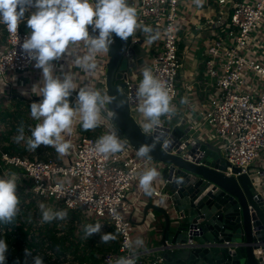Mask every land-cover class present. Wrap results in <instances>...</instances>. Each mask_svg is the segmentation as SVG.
Instances as JSON below:
<instances>
[{"label":"built area","instance_id":"obj_1","mask_svg":"<svg viewBox=\"0 0 264 264\" xmlns=\"http://www.w3.org/2000/svg\"><path fill=\"white\" fill-rule=\"evenodd\" d=\"M128 5L136 7L138 22L142 26L151 27L153 32L147 34L142 28L137 29L135 36L128 37L122 58L129 60L132 56L135 68V47L148 42L152 51L146 54V60L139 64V68L150 69L154 77L166 85L173 96L171 104L175 108V114L171 118L162 116L161 125L155 132L147 135L153 139L159 137L161 149L176 155L177 145L181 147L186 142L192 144L194 141L195 137L190 132L197 131V123L194 120L187 122V107L181 108V111L176 99L177 77L181 68L178 32L183 30L182 26L188 25L189 19H197L194 26L197 32L209 31L211 36L206 37L202 59L200 62L196 61V64L204 65L206 75L216 92L219 91L198 103L197 115L204 119V126L213 130L209 135L211 142L219 149V156L229 164L225 175H232L231 168H239V174H246L256 188L258 179L264 178V169L252 167L260 159L264 162V57L258 56L257 49L253 53L252 51L254 45L264 50V33H256L264 28V0H203L202 6H197L194 0H128ZM203 7L218 10L216 15L205 18L202 23L199 22L197 12ZM31 11H35V8H29L27 12ZM156 32L159 33L156 40L160 41V45L149 40V36ZM30 34L22 30V22L16 33L9 32L6 25L0 23V35L4 38V46L0 47V76L22 73L33 64L35 60H31L22 49V44ZM187 38L192 39V35L188 34ZM113 39L117 46L115 34ZM113 44L112 42L110 47ZM83 45V41L80 44L78 42L74 50L80 49L82 54H86ZM158 47L159 51L156 52ZM98 58L100 61H97ZM109 59L108 51L104 55L97 54L96 68L91 71L84 69L89 78L88 86L93 88V85L99 83L102 94L105 93V73ZM128 71L123 93L128 99L131 117L144 132V124L141 123L144 116H139L140 111L136 115L133 109L139 106L136 96L139 83L128 78ZM250 74L252 82L244 91L242 87ZM252 88H255L254 91H251ZM255 91L259 93L252 96ZM72 103L71 99L70 105ZM103 112L107 114L106 121L102 122L100 119L99 135L78 138L72 145L70 159L40 161L0 152L2 175L5 179L15 173L18 186L32 197L60 204L68 211H78L86 218L91 217L102 226L110 228L111 235L116 240L115 253L97 257L101 264H116L122 257L134 259L135 264H164L165 258L160 255L153 261H147L136 251L132 241L134 226L127 218L134 207L128 202V195L137 179L152 169V163L157 162L138 157L122 133L111 123L106 106L101 113ZM114 129L120 139L126 141L124 149L107 155L98 153L96 142ZM177 130L183 132V138L177 139L174 134ZM216 137L219 143L213 141L217 140ZM181 156L183 157L182 153ZM160 166V174L164 173V184L156 187L152 182L151 195L154 198L161 197V191L169 182L167 178L173 177L165 165ZM258 196L260 209L264 212V194L259 193ZM44 253L50 258L51 264H90L81 260L56 259L50 249H45Z\"/></svg>","mask_w":264,"mask_h":264},{"label":"clouds","instance_id":"obj_2","mask_svg":"<svg viewBox=\"0 0 264 264\" xmlns=\"http://www.w3.org/2000/svg\"><path fill=\"white\" fill-rule=\"evenodd\" d=\"M194 2L197 6H202L203 0ZM29 8H35V11L27 17V27L31 34L22 44V49L31 60L36 61L35 67L42 69L43 87L39 88V95L43 99L39 103L31 104V117L42 122L31 129V136L27 138L26 143L30 151L44 145L54 148L63 156L72 147L71 142L65 140V134L72 133L74 117H81L83 130H94L100 125L102 110L106 105L113 103L114 98L106 93L102 94L100 90L84 87L79 88L75 107L70 106L68 97L77 89V85L69 73L64 74L63 79L54 75L52 62L67 54L74 57L76 66L91 71L96 68V55L109 50L113 34L127 40L137 29L142 28L147 34H151L153 29L138 22L137 9L129 6L128 0H0V23L6 25L9 32L16 33ZM90 25L93 32L99 30L97 37L89 35ZM158 38V32L149 36L150 42ZM81 41L88 48L87 53L83 55L74 51V46ZM142 75L143 79L136 92L137 99L142 101L138 110L147 121L144 124V132L151 134L161 125V117L171 118L175 114V108L171 104L173 96L166 85L154 77L148 68L143 70ZM186 102V99L181 100V103ZM18 133L15 137L16 143L25 140L22 124ZM157 142L159 137H154L152 144L142 145L136 153L137 156L150 158ZM125 144L126 141L120 139L114 129L98 139L96 151L105 155L118 153L124 149ZM159 175V172L152 168L141 176L139 183L145 194H151L152 182ZM16 180L15 173L0 179V224L13 223L20 212ZM39 209L42 221L46 223L67 217L66 211H54L44 203L39 204ZM101 228L99 223L86 225V236L101 234ZM109 239H115V236L101 234L102 242L107 243ZM135 244L142 246L143 241L137 240ZM8 250L7 242L0 239V264H6ZM34 264H44L42 257H35ZM116 264L135 262L132 258L122 257Z\"/></svg>","mask_w":264,"mask_h":264},{"label":"water","instance_id":"obj_3","mask_svg":"<svg viewBox=\"0 0 264 264\" xmlns=\"http://www.w3.org/2000/svg\"><path fill=\"white\" fill-rule=\"evenodd\" d=\"M88 31L92 37L99 35L91 25ZM113 43L108 50L105 93L114 100L106 105V111L113 126L137 152L154 139L131 117L123 93L126 72L135 66L132 56L122 58L127 40L117 36V46L115 39ZM71 99L68 97L69 102ZM174 134L177 139L184 137L180 130ZM176 148L177 155L169 154L157 142L150 158L144 157L165 165L173 174L167 178L164 202L158 204L148 196L141 210L143 222L162 221V229L152 233L154 253L165 258L164 264H264V212L249 177L235 167L232 175L226 176L229 164L207 138H194L192 144Z\"/></svg>","mask_w":264,"mask_h":264},{"label":"rangeland","instance_id":"obj_4","mask_svg":"<svg viewBox=\"0 0 264 264\" xmlns=\"http://www.w3.org/2000/svg\"><path fill=\"white\" fill-rule=\"evenodd\" d=\"M191 8V7H187ZM264 24V19L262 20ZM25 23H22V30H25ZM183 30L178 32V56L181 63V68L177 77V99L176 101L180 103V110L183 111L181 108L187 107L188 116H186V120L188 123H190L191 120L196 121L197 125V131H191L190 133L194 135L195 138H202L206 139L210 134L213 133V130H211L208 126L205 128H201L202 124L204 123V119L198 116L197 112L199 108L194 105V99L192 93H188V101L186 103H181V100L184 99L182 96L183 93H181V90L179 89V77L183 74L186 70L190 69L192 65L194 64V60L192 59V50L191 46L192 44L198 45L197 43L201 41L199 37L194 34V32H191V29H189L186 26H182ZM25 32L31 33V30L29 28H26ZM184 33V34H183ZM257 35L264 33V28L259 29L258 32H256ZM191 34L192 39H188L187 35ZM135 36V34H133ZM201 36L204 37H210L211 33L209 31H202ZM156 44L160 45L159 40L153 41ZM0 46H4V38L2 35H0ZM257 49V54L259 57H264V50L258 48V45H254L252 53ZM83 50L85 53H87L88 48L87 46L83 45ZM135 57H136V67L134 69H131L128 71V78L135 82L140 83L143 79V70L145 68H139V64L141 62H144L146 54L150 53L151 47L147 44H142L140 46L135 47ZM159 51V47L156 50V52ZM109 52V51H108ZM101 55H104V53H99ZM97 61H100V58L97 59ZM196 63V61H195ZM197 69H199V72L201 73L202 77V83L203 89H204V96H212L216 92L214 86L212 85L211 81L209 80L208 76L206 75L204 71V65L202 63H198ZM252 75L250 74L248 78L245 79V85L242 87V90H247L248 86L252 82L251 79ZM256 80H258V76L255 77ZM199 84V86L201 85ZM255 88H256V84ZM98 87H101L100 84H97ZM255 88H252L251 91H254ZM258 89V87H257ZM259 93V91H255L253 95ZM142 103V101H139V104ZM75 107V105H74ZM136 112V115H138L139 112V106L133 108ZM7 114H13L16 115L20 114L19 116H16L17 118H9L10 120L6 121V123H3V127H0V131L2 134V138H7V142L1 140L0 142V152L3 151V148L6 146H14L17 152H13V155L25 157L30 159V156H32V159H37L39 156H45L48 159L57 160V161H63L61 160L58 155H56V151L54 148L49 146L41 145L38 147L35 151L28 150L27 147V138L31 136V129L35 127V125L38 123L37 120H34L31 117V111L26 109H20L13 112V110L6 111ZM105 115H107L105 112H103ZM143 115L141 112L139 116ZM17 123V121H19ZM146 123V118L144 117L141 119ZM140 120V121H141ZM21 124L24 127V136L25 140L21 141L20 143L15 142V137L19 134L18 128L21 126ZM13 125V126H12ZM188 124H186L187 126ZM95 130L99 132L100 128L96 127ZM209 134V135H208ZM217 140H213L215 143H219L218 137H216ZM212 139V138H209ZM40 149L41 153H39L37 150ZM25 153H19L24 152ZM12 152V151H11ZM72 155L74 156V149L72 150ZM71 157H68L70 159ZM160 165L159 163H155ZM1 166V163H0ZM252 167L261 168L264 169V162L259 160L258 163L254 165L252 164ZM2 169L0 168V179H4V175H2ZM18 191V197L20 200L19 208L20 212L17 215L18 222L17 225H20L24 228H27L30 230L29 237L34 238V242L41 245V251L44 252L45 249H49V247L46 248V244L49 242L47 240H43L38 236V232H46L47 230H51L56 234L57 238H64V243L62 247L66 248V250L63 251L62 254H58V249L51 250L54 253V256L56 259H63L66 261H70L71 259L78 260L79 257H82L83 255L86 257H90L91 254L95 255L98 253H101L100 256H105L109 253H115V247H116V240L115 239H109L107 243L101 241V234H112L110 228H107V226H102L99 222L94 221L91 217L90 219L86 218L83 214H81L78 211H68L66 210L62 205L60 204H53L51 202H48L44 199H37L32 197L29 193H27L24 189L20 188L17 184ZM258 191H264V179H262L261 183L257 185ZM44 203L47 207L52 208L54 211H60L64 210L67 212L66 219L60 220V219H54L51 222H43L41 217V212L39 209V204ZM99 223L101 228V234H93L90 237L86 236L85 233V226L86 225H95ZM61 249V246H60ZM89 262V259L86 260ZM94 261L92 259L90 262ZM101 260L97 264H101Z\"/></svg>","mask_w":264,"mask_h":264},{"label":"crops","instance_id":"obj_5","mask_svg":"<svg viewBox=\"0 0 264 264\" xmlns=\"http://www.w3.org/2000/svg\"><path fill=\"white\" fill-rule=\"evenodd\" d=\"M217 8L214 10L207 9L205 7L200 8L198 10L197 15L200 17L199 22H204L205 18L210 17L211 15L214 16L217 14ZM32 12H25V20L22 23H25V30L27 27V17H29ZM198 22L197 19H189L188 20V27L191 29V32H194L201 41H199L197 44H192L191 50H192V59L194 60V64L192 67L185 72H183L182 75L179 77V89L181 90L182 96L184 99L188 101V93H192L193 99H194V107L198 106V103L202 102L207 98V96H204V89L203 84H201L202 77L201 73L199 72V69H197V64L195 61L200 62L202 59V54L204 51V42L206 40V37L203 38L201 36L202 31H198L194 28L195 24ZM24 30V31H25ZM196 30V31H195ZM184 34V33H183ZM80 44V42H79ZM1 47V46H0ZM76 53L83 55L80 51V49L74 50ZM53 73L56 76H59L61 79H63L64 74L69 73L72 76V79L74 83L77 85V89L72 92L70 95L72 97V104L70 106L74 107L76 98L78 96L79 88L89 87V78L87 74L85 73L84 69H81V67H78L74 63V57L69 56L67 54L63 55L60 59L54 60L53 62ZM36 61L33 62V64L30 66V68L22 73H8L3 76H0V112L6 111H12L15 112L16 110L20 109H26L30 110L31 104L33 102L39 103L42 101L43 97L39 95V88L43 87V74L42 69L35 67ZM199 82H201L199 86ZM100 87L97 85H93V89L99 90ZM9 118H17L16 116H19L20 114L16 115L8 114ZM188 116V111L185 112V118ZM100 119L102 122L106 121V115L101 113ZM42 121H38L40 123ZM142 124H145L144 121L141 122ZM205 128L202 124L201 128ZM72 133L70 135L65 134V140L70 141L73 145L78 138L82 136L87 137H96L99 135V132L94 130H88L85 131L82 128L81 123V117L79 115L75 116L73 119L72 124ZM209 135V134H208ZM209 137V136H208ZM210 138V137H209ZM212 139H210L211 141ZM72 147L69 149L68 153L66 155L61 156L59 153L56 152V155L63 160H68V157H70ZM55 150V149H54ZM56 151V150H55ZM45 157V156H43ZM152 168H155L158 172L159 169L162 167L158 164L152 163ZM160 174V172H159ZM164 173L156 177L153 181L154 186L159 187L164 184V178H162ZM141 178V177H140ZM140 178L137 179L135 182L130 194L128 195V202L132 203L134 205L133 209L127 214V218L131 219L133 222V234H132V241L136 248V251L143 256L147 261H153L157 256H159L158 253H154L155 250V242L152 240V233L157 230L162 229V221L161 219L157 221V223L151 224V220L147 219L144 222L142 221L141 216V210L144 206V204L147 201V197L152 195L145 194L144 190L140 187ZM264 179V178H263ZM255 180V179H254ZM259 184L261 183L262 179H258ZM258 185V184H257ZM256 185V189H257ZM166 188L167 185H165L164 189L161 191V197L160 198H153L156 203L162 204L164 202V198L166 199ZM256 193L259 195V193L264 194V191H258L256 190ZM153 230V231H152ZM159 236V235H158ZM142 240L143 245L138 246L135 244V241ZM91 264V262L89 261Z\"/></svg>","mask_w":264,"mask_h":264},{"label":"trees","instance_id":"obj_6","mask_svg":"<svg viewBox=\"0 0 264 264\" xmlns=\"http://www.w3.org/2000/svg\"><path fill=\"white\" fill-rule=\"evenodd\" d=\"M8 120H10L9 115L6 112H0V127H3V123H6V121ZM19 122L20 120L17 121V123ZM1 140L6 142L8 141L7 138H2V134L0 131V142ZM37 151L41 153L40 149H38ZM2 152L13 155L12 153L17 151L13 145H9L4 147ZM19 153H25V151ZM30 159H32V156H30ZM38 160L47 161L48 158L39 156ZM18 191L19 190L17 189V194ZM17 217L15 218L13 223L0 224V239H4L9 246V250L6 254V264H34V258L37 256L42 257L44 264H51L50 258L41 251V245L35 243L34 238L29 237L30 230L17 225ZM37 235L40 236L42 241L47 240L49 242L48 247L50 250L58 249V254H62L63 251L66 250L65 247H62L65 241L64 238H57L56 234L53 231L47 230L44 233L39 231ZM100 254L101 253L95 255L91 254L90 257H86L83 255L82 257H79L78 260L84 261L88 258L89 261H91L92 259H94L91 264H97L100 261V259L97 258L100 256Z\"/></svg>","mask_w":264,"mask_h":264}]
</instances>
